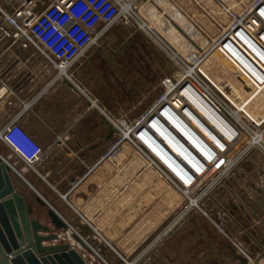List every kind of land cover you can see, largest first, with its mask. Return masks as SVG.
<instances>
[{
  "label": "rangeland",
  "instance_id": "1",
  "mask_svg": "<svg viewBox=\"0 0 264 264\" xmlns=\"http://www.w3.org/2000/svg\"><path fill=\"white\" fill-rule=\"evenodd\" d=\"M256 1L120 0L119 17L73 63L71 71L80 67L84 83L112 100L101 107L110 112L116 141L122 128L132 130L148 115L160 119L159 106L176 101L174 96L164 97L179 80L196 82L198 90L240 127L228 151L218 155L211 171L202 172L199 186L186 193L153 155L184 179L191 176L178 162L174 168L163 161L142 134L139 140L150 152L133 133L118 143L114 162L126 164L127 194L133 195L135 217L132 231L112 234L113 242L138 248L122 258L103 234L73 232L87 244L82 247L74 236L57 231L62 242L82 250L92 264H264V119L254 120L199 68L211 51L221 48L228 32L240 27L242 14L250 13ZM194 121L201 124L196 117ZM157 122L154 119L152 127L158 131ZM164 134V139L172 137ZM162 144L160 150L169 149ZM156 214L163 220L152 231L135 232L144 219H156Z\"/></svg>",
  "mask_w": 264,
  "mask_h": 264
},
{
  "label": "crops",
  "instance_id": "2",
  "mask_svg": "<svg viewBox=\"0 0 264 264\" xmlns=\"http://www.w3.org/2000/svg\"><path fill=\"white\" fill-rule=\"evenodd\" d=\"M9 1L12 8L21 0ZM71 70L58 74L34 46H23L22 39L0 38V134L17 119L44 148L40 159L30 165L0 135V157L12 169L16 189L34 211L41 212L34 216L52 232L57 230L47 216L48 208L37 202L36 195L60 214L72 232L103 234L119 256L128 258L138 246L115 243L112 236L130 233L135 217L133 195L127 194L126 164H115L117 152L105 156L116 142V129L101 104L112 100L84 83L80 67ZM162 220L157 214L156 219H144L135 232L152 231Z\"/></svg>",
  "mask_w": 264,
  "mask_h": 264
},
{
  "label": "built area",
  "instance_id": "3",
  "mask_svg": "<svg viewBox=\"0 0 264 264\" xmlns=\"http://www.w3.org/2000/svg\"><path fill=\"white\" fill-rule=\"evenodd\" d=\"M10 6L9 0H0V17L2 18L0 38L22 39L23 46H34L45 55L58 74L62 75L68 74L73 63L100 38L106 27L112 24L121 14V3L118 0H21L12 8ZM262 8L264 9V0H257L252 6V32L250 35L242 26L236 30L234 28L228 32V38L225 37L221 40L220 48L225 55L237 63L238 69L255 86L264 85V15L260 13ZM232 47L238 51L239 55L242 56L241 58H239V55L238 57L235 56ZM184 85L182 90L189 87L193 92L200 94L189 83ZM200 95L209 104L208 99L202 94ZM190 104L192 109L185 102L179 104V101H177L174 104L175 106L172 104L165 105L161 110L163 112L165 107H169L172 114L187 125L191 134L195 137L193 139L195 143L192 148L186 146L183 141L181 142L191 154V162L193 163L191 167L195 170L194 165L199 164V168L209 173L211 171L210 166L219 157L218 155L228 151L229 142L231 141L228 136L234 132L235 136L237 130L226 116L223 117L220 109L217 108L223 118V130L202 113L197 105L193 102H190ZM193 107L202 113V117H199L198 114H194V116L207 130L196 124L197 122L191 117L190 113L192 114ZM146 117L138 123L137 129L127 130L125 127L122 128L119 141H116L109 148L105 156H113L117 152V144L126 138H130L131 133L136 138L141 130L137 131ZM0 135L14 152L30 165L36 163L44 151V148L18 123L17 119L12 120ZM136 140L138 139L136 138ZM138 143L141 147L146 148L139 140ZM261 145L264 147V137ZM146 150L148 149L146 148ZM148 152L150 151L148 150ZM172 155L176 162L180 164L179 167L190 170L186 168V166H189L187 163H182L179 157ZM154 158L164 167L166 170L164 172L182 186L184 193L188 189L196 188L202 181V178L198 180L201 174L196 179V175L192 171H189L190 180L186 181L180 176L179 178L182 180H179L172 167H169V170L156 157ZM180 158L183 159V156Z\"/></svg>",
  "mask_w": 264,
  "mask_h": 264
},
{
  "label": "bare ground",
  "instance_id": "4",
  "mask_svg": "<svg viewBox=\"0 0 264 264\" xmlns=\"http://www.w3.org/2000/svg\"><path fill=\"white\" fill-rule=\"evenodd\" d=\"M118 1L120 2V0H118ZM125 7L129 11V9L131 8V5L127 4ZM250 9H251V7L248 9V11H250ZM260 13L264 15V9L263 8L261 9ZM242 16H243L242 17L243 20H242L240 26H242L243 29L245 31H247L250 35L252 31H250V29L247 28V25L251 28L252 11L248 14H247V12H246V14L243 13ZM248 43L250 45L249 41H248ZM232 50H233V53L235 54V56L238 57V55H239L238 51L235 50V48H233V47H232ZM241 57L242 56L239 55V58H241ZM201 63L202 64H200V66L198 65L199 68L216 85V87H218L219 90L223 92V94L226 97H228L230 100H232L235 103V105H237L239 108H242L246 112H248L254 120L261 121L264 119V93H263V86L264 85L255 86L254 84H252L249 81V79H247L245 74L242 73L238 69L237 63H235L227 55H225L220 48H217V49H214L213 51H211V53H209V55H207L204 58L203 62H201ZM248 65H251V64H248ZM250 67H252V66H250ZM192 69L193 68L189 69L190 73H194V71ZM187 82L189 83V85L191 87H193L196 91H198L200 94L203 95V93L198 90L199 85L196 82H194L193 80H187ZM184 84H185V82H183V80L182 81L179 80L176 87H174L175 85L169 86L168 91L169 90L170 91L169 92L167 91L166 97L169 95L174 96L176 101L171 102V103L168 101V103L166 105H170V104L174 105L177 103V101H179V104H180V102L181 103L185 102L187 105L191 106V109H192V105L190 104V102H193V104L197 105L198 109L202 113L207 115L209 117V119L214 124L219 125L220 128L223 130L224 129L223 128L224 126H222L223 118L220 116V114L217 110V107L207 98L209 101V104H208L206 102L205 98L203 99L200 94L193 92L189 87H186L182 90V88L185 86ZM203 96H205V95H203ZM193 99L198 100V104H196ZM162 108H164V107H162ZM214 109H216V110H214ZM192 111L193 112H192V114L190 113V115L193 119L195 117L193 114H198L199 117H202V113L198 112L194 107H193ZM221 113H222V111H221ZM222 115H223V117L226 116V115H224V113H222ZM160 116H161L160 119L162 118L161 120L154 118V119H157L159 121V122H157V126H158V124L160 126V127L158 126V129L160 130V133L158 132L160 135L159 137L154 135L148 129L142 130L141 126H140V128L138 129L137 132H139V130H141L142 133L140 131V134L138 136H136V138L139 140V138H141V134H142V136H144V139L149 143L150 147L154 148V150L156 152H158V155H160V158L163 161H165L166 163L171 164L174 168H176L175 163H177V162L174 159V156L172 154H174L176 157H179V159L182 161V163H185V164L187 163V165H189V166H186V168H188L190 170H186L183 168L184 171H186L189 176H191L189 171L194 172L195 175H199V174H202V172H205V171H203L202 168H199L200 167L199 164L194 165L195 170L192 169V167H191V165H193V163L191 162V154L186 149L187 148L186 146L188 145V146H191L193 148V145L195 143L193 139L195 137L191 134L187 125L180 118H178L176 115H173L171 112V109L169 107H165V109H163V112L161 113ZM228 119L235 125L236 130H237L235 136H234L235 132L232 135L228 136V138L231 140L229 143H231V142H233V139L239 135V131H240L239 128L240 127H239L238 123L233 122L230 118H228ZM196 124H198V123H196ZM150 126H152V122H151ZM199 126L201 128H203L204 130H207L204 125L201 126V124H200ZM154 129L156 130V128H154ZM171 130H175L177 133L172 134ZM185 131L188 133H184ZM162 133H163V135H165L164 133H168L169 135L172 134V137H170L168 139H164L161 135ZM183 134H189V135H183ZM173 135H174V137H173ZM184 136L187 139L189 138L192 142H188ZM166 141H167V143H166ZM181 141H183L186 146L183 145V143ZM161 144L164 147L166 146V148H169L168 149L169 153L166 152L167 151L166 149H165V151L162 149L160 150L159 146ZM182 156H183V159L185 160V162L182 158H180ZM179 176L180 175L177 174L176 177L179 180H182L181 178H183V177L180 176L181 178H179ZM185 180L188 181V179H185ZM41 219L47 221L46 218H44V217ZM59 231L63 232L62 230H59ZM63 233L72 237L73 232L70 229H68L66 232H63ZM59 236H60V234H59ZM78 244L81 245L79 242H78ZM82 247H84V246H82ZM86 256H88V255L86 254ZM87 261H89V263H91L89 259H87ZM91 261L93 262L94 260L91 259Z\"/></svg>",
  "mask_w": 264,
  "mask_h": 264
},
{
  "label": "water",
  "instance_id": "5",
  "mask_svg": "<svg viewBox=\"0 0 264 264\" xmlns=\"http://www.w3.org/2000/svg\"><path fill=\"white\" fill-rule=\"evenodd\" d=\"M36 200L48 208L47 216L56 230L70 229L45 200L39 195ZM72 236L87 247L78 235L72 233ZM59 238L48 224L34 216L33 206L15 187L12 169L0 157V264H89L80 251ZM43 242L53 243L45 245Z\"/></svg>",
  "mask_w": 264,
  "mask_h": 264
}]
</instances>
